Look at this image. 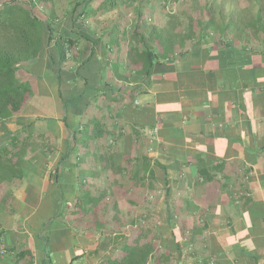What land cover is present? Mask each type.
I'll use <instances>...</instances> for the list:
<instances>
[{
	"label": "crops",
	"instance_id": "0c3cea01",
	"mask_svg": "<svg viewBox=\"0 0 264 264\" xmlns=\"http://www.w3.org/2000/svg\"><path fill=\"white\" fill-rule=\"evenodd\" d=\"M262 43L190 48L115 117L99 102L67 115L58 86L39 79L9 125L24 122L23 136L0 131V264H107L146 219L150 264L163 254L169 264H264ZM45 62L28 70L43 77ZM99 120L103 137L80 135L75 148L72 169L85 175L67 181L66 126Z\"/></svg>",
	"mask_w": 264,
	"mask_h": 264
},
{
	"label": "trees",
	"instance_id": "16d2710c",
	"mask_svg": "<svg viewBox=\"0 0 264 264\" xmlns=\"http://www.w3.org/2000/svg\"><path fill=\"white\" fill-rule=\"evenodd\" d=\"M44 8L39 16L24 7L0 13L3 136H23L24 122L18 120L16 130L9 125L37 93L39 79L58 86L57 100L67 115L81 116L99 102L115 117L147 93L156 76L173 72L176 60L210 38L217 48L240 42L245 51L256 39H262L264 48V0H51ZM44 53L45 72L38 78L28 67ZM66 129L70 149L60 161L69 166L66 177L73 182L85 175L72 169L79 159L75 151L79 136L86 134L97 143L105 126L99 120L81 130L68 125ZM28 131L37 134L33 123ZM86 143L89 146L91 141ZM102 157L97 158L100 164ZM1 160L0 156V165L5 166ZM109 163L111 167L112 159ZM59 172L57 168L51 175L54 181H59ZM153 229V222L146 219L140 235L123 246L125 256L106 263L150 264L155 256L149 242ZM156 260L169 264L170 256L163 254Z\"/></svg>",
	"mask_w": 264,
	"mask_h": 264
},
{
	"label": "rangeland",
	"instance_id": "374dc122",
	"mask_svg": "<svg viewBox=\"0 0 264 264\" xmlns=\"http://www.w3.org/2000/svg\"><path fill=\"white\" fill-rule=\"evenodd\" d=\"M48 2H51V0H1L0 13H3L5 9L8 10L15 9L17 7H24L28 11H33L37 16H39L41 10L46 11V8L44 7L48 4Z\"/></svg>",
	"mask_w": 264,
	"mask_h": 264
}]
</instances>
